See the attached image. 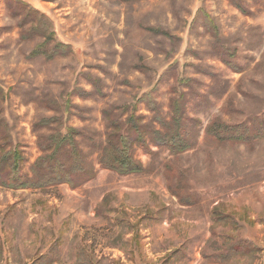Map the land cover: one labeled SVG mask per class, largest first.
Masks as SVG:
<instances>
[{
	"label": "rangeland",
	"instance_id": "obj_1",
	"mask_svg": "<svg viewBox=\"0 0 264 264\" xmlns=\"http://www.w3.org/2000/svg\"><path fill=\"white\" fill-rule=\"evenodd\" d=\"M20 1L72 50L34 56L43 39L22 40L32 18L0 0V132L30 175L40 141L74 129L96 176L77 189L0 187V264H264V141L206 134L212 119L264 130V0ZM174 103L191 143L176 157L151 141ZM111 121L146 128L153 154L133 150L144 173L98 165ZM215 210L228 222L213 226ZM241 241L249 249L230 253Z\"/></svg>",
	"mask_w": 264,
	"mask_h": 264
},
{
	"label": "trees",
	"instance_id": "obj_2",
	"mask_svg": "<svg viewBox=\"0 0 264 264\" xmlns=\"http://www.w3.org/2000/svg\"><path fill=\"white\" fill-rule=\"evenodd\" d=\"M6 8L13 17L19 18L21 14H25L26 18H32L33 25L28 31L23 32L22 40L30 41L34 37L43 39L32 53L34 56L42 55L47 59H53L71 53L72 49L68 45L55 40V33L50 24H46V17L43 14L41 15L20 0H6ZM230 59L232 57L227 54L221 56V60L228 67L234 68ZM2 94L3 90L0 87V95ZM173 110L174 115L170 121H158L161 131L155 130L151 134V141L154 147H165L171 155L176 157L185 153L191 143L187 141L185 108H178L174 103ZM108 128L110 132L105 145L101 146L98 165L103 170L121 177L144 173L146 169L135 159L133 150L138 148L153 154L146 138V128L140 129L133 125L127 128L125 133V127L117 121H111ZM206 134L220 143L233 145L245 143L247 140L264 141V130L250 137L245 126H229L214 119L208 123ZM76 137V131L68 129L67 134L57 132L45 141H40L38 147L41 156L32 167L31 174L28 175L22 168L25 160L22 151L14 148L7 133L4 135L0 132V187L11 191H24L68 185L71 189H77L91 181L96 176V170L86 163L87 156L79 150ZM187 200L179 198L183 206L195 203L190 197ZM214 215L213 226L222 225L230 219L219 214L217 210ZM249 247L247 241H241L232 245L229 252L243 254L245 252L243 249H249Z\"/></svg>",
	"mask_w": 264,
	"mask_h": 264
}]
</instances>
